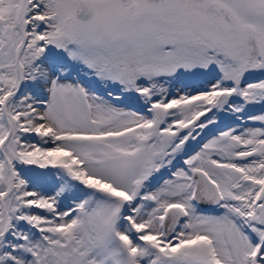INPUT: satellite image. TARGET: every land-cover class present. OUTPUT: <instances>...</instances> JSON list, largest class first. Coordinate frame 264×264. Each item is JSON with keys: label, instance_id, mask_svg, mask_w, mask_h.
<instances>
[{"label": "snow or ice", "instance_id": "snow-or-ice-1", "mask_svg": "<svg viewBox=\"0 0 264 264\" xmlns=\"http://www.w3.org/2000/svg\"><path fill=\"white\" fill-rule=\"evenodd\" d=\"M0 264H264V0H0Z\"/></svg>", "mask_w": 264, "mask_h": 264}]
</instances>
